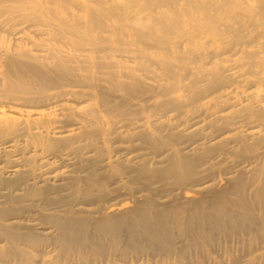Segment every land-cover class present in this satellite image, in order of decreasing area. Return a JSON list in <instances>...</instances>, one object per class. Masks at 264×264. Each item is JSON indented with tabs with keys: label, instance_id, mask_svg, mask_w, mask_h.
Listing matches in <instances>:
<instances>
[{
	"label": "bare ground",
	"instance_id": "obj_1",
	"mask_svg": "<svg viewBox=\"0 0 264 264\" xmlns=\"http://www.w3.org/2000/svg\"><path fill=\"white\" fill-rule=\"evenodd\" d=\"M21 25L38 39L47 35L48 42L28 47L26 30H17ZM0 28L8 36H21L0 41V103L48 107L72 92L91 104L78 115L82 127L95 126L53 138L55 130H65L51 126L43 114L22 120L0 116V138L5 140L0 149L21 139L53 159L72 154L79 163L74 173L82 175L52 184L45 172L21 173L16 165L5 175L8 166L0 167V187L9 191L0 195V204L11 206L0 209V264H36L42 246L55 253L50 264H240L238 245L252 243L256 249L264 239V0H0ZM123 43L131 49L118 48ZM231 68L244 77L241 86L246 90H262L243 94L233 89L234 79L225 72ZM81 69L87 71V80L103 69L101 80L109 88L82 80L76 73ZM138 73L157 86L146 84ZM76 87L85 90L68 91ZM108 91L122 95L113 97ZM144 93L149 94L146 99ZM230 97L233 101L227 102ZM128 99L147 103L144 110L153 108L143 128L154 132L129 119L133 110ZM59 106L48 108L56 112ZM214 110L223 113L215 116L210 136L198 130L185 135L174 131L177 125L170 120L149 119L173 111H186V118L200 112L205 119ZM19 124L25 128L20 130ZM120 128L126 135L117 133ZM110 135L120 143L140 139L151 147L120 162L139 148L105 152V143L97 144ZM81 137L90 142L72 147ZM211 140L213 147L205 145ZM88 153L91 157L81 161ZM148 154L164 156L165 164L152 168ZM224 162H230L231 171L220 169ZM156 178L172 181L165 201L138 196V190L129 200L109 203L111 213L104 215L107 206L102 203L111 200L106 201L102 189L105 179L117 186L126 180L150 188ZM222 183L227 187L218 191ZM17 190L22 193L14 194ZM64 190L85 204H97L84 212L100 218L77 216L58 196ZM197 195L206 197L194 199ZM27 198L39 209H57L63 215H30L33 222L24 216L27 208L13 207ZM130 201L140 202L130 215L113 213ZM37 224L50 234L31 228Z\"/></svg>",
	"mask_w": 264,
	"mask_h": 264
},
{
	"label": "rangeland",
	"instance_id": "obj_2",
	"mask_svg": "<svg viewBox=\"0 0 264 264\" xmlns=\"http://www.w3.org/2000/svg\"><path fill=\"white\" fill-rule=\"evenodd\" d=\"M20 29H24L26 31L25 34L27 36L26 38V43H28V47L30 44H34V42H48V36L47 35H43L41 38L38 39V37L36 35H34L33 31H30L29 29H25L24 25L18 26L17 30ZM16 30V31H17ZM17 32L15 33L13 36H8L5 34V31L0 28V41H7V42H12L15 41V39H20L21 36L18 35ZM107 44V43H106ZM118 48L120 49H131V47L129 45H127V43H123L118 45ZM2 53V47L0 46V54ZM4 62L1 63V65H3ZM134 64V63H133ZM132 64V65H133ZM228 64V62H225L224 65ZM68 65L70 66H75L74 63H71ZM235 67V65H233ZM77 74H79V77H82V80L86 81V82H91V83H98L99 86L98 87H104V88H109V84L102 81L101 79H105L103 78V69L100 70V72H97L98 74L94 75V77L90 78L87 80L86 76L88 75L87 71L84 70H76ZM93 71V68L91 69V71L89 73H91ZM226 73H228V75H230L231 78L234 79L235 85L232 86V88L234 89L235 87H237L241 92H243V94H246V92H250L251 90H262V87L257 86L254 87L252 89H248L246 90L245 87L246 86H241V84L243 83L244 77L240 76V73H238V71L235 68H231L230 70L225 71ZM93 73V72H92ZM139 74V73H138ZM140 78L147 82L146 84L148 85H155L157 86V83L148 80L147 77L145 75L139 74ZM99 80H98V79ZM70 90H79L81 93H83L85 89H83V87H76V88H69L68 91ZM78 91V92H79ZM77 92V93H78ZM68 94H64L61 97L54 99V102L57 101V103L49 105L48 107L50 108L51 106L53 108H55L56 106L60 105L56 110V112H53V110H49V108L46 106H40L38 108H32V107H22L19 104H15L14 103H0V116H4V117H12V118H18L20 120L22 119H33V118H41V114H43L45 117H48L50 119V121H52V125L51 126H55V127H62V130H65L63 133L58 134L59 130H55V133L50 134L51 137L53 138H61V137H65V136H72V135H77L78 133L87 131V130H93V128L95 126H90L87 127L86 129L84 127H82V124L80 122V119L78 118V115L83 111V109H85L86 107H90V101L84 102L83 98L77 97V95L73 94L72 92H67ZM108 93L112 94L113 97L114 96H121L122 94L120 92H109ZM216 95H218V93H215L214 97H216ZM149 96L148 93H144L141 97L143 99H146ZM232 96H234V94H232ZM85 99V98H84ZM126 99V98H125ZM159 100L162 99V97H158ZM224 99V98H223ZM233 97L227 98V102H232L233 101ZM209 99H206V101H208ZM147 103H140L139 101H137L136 99L134 100H129L127 101V107L131 110H133V112L130 114L129 119L132 122H136L135 126L136 127H141L142 129L151 132H154L152 129H148L146 127L143 128L144 122L146 121V117L148 115L149 112L153 111V108L149 109V110H144L143 106H146ZM54 105V106H53ZM56 105V106H55ZM48 108V109H47ZM64 109L62 111H59L58 109ZM99 110L103 111V108H99ZM183 112V113H182ZM213 112V111H212ZM215 114L213 116H209V118H202L203 116H201L199 113L200 112H196L194 113L192 116H189L186 118V111H181L180 115L178 112H169L168 115L166 117H152L149 118L150 121H158L160 123H167L169 122V120L171 122H174L177 127L174 131H177L179 133H183L185 135H190L192 132L198 130L200 133L204 134V136H210V134H212V127L210 126L212 123L215 122V120L218 117L215 116H219L221 115L223 112H218V110H214ZM103 115V113H102ZM206 115V114H205ZM104 119L108 120L109 119L107 117H105L103 115ZM202 119V120H201ZM230 121V119H229ZM67 123H70L69 126H67ZM186 123V124H193L190 128H187L185 126H183L182 124ZM195 123V124H194ZM20 130H23V128H25V126H22L21 124H19ZM114 128V126L112 127V129ZM146 128V129H145ZM117 133H120L122 135H126V129L125 128H120L117 129ZM228 136V134H227ZM186 138H189L188 136H184ZM182 138V141H185V138ZM113 138H115L113 135L107 137L102 140V142H98L97 145H101L104 144V147H102L105 152H113L117 149H124L126 148L127 151H129L132 148L138 149L136 152L133 153H129L127 155H125L126 157L121 158L119 161L120 162H124V159H132L134 158V156L137 154L138 151L141 152H148V149L151 147L150 145H148L147 143H142V140L138 139L137 141H133L132 143H120L117 142L115 140H113ZM5 139V138H4ZM3 140V138H0V143ZM115 141V142H114ZM204 142L206 140H203ZM88 142H90V140L88 138H84L81 137L76 143H74L73 145H71L72 147H77V145H83V144H87ZM11 145L5 147L6 145H3L4 148L0 149V167L3 165H7L8 168H6L4 171H2V173H6L8 174L9 171H11L13 166L19 165L20 166V171L21 173H28L31 171H37V172H42V173H46V177H48L50 180V183L52 184H60L63 183V181H61L62 178H64L65 176H72V177H78V176H82L81 174H77L74 173V171H76L75 169H79V163H78V159L74 158V156L71 155H66V154H62L60 156L59 159H53L50 158V156H46L47 153L40 155V151L37 148H29L28 146H26L25 141H22L21 139H15L13 140L11 143H9ZM213 141H209V143H205V145L207 146H211L213 147ZM64 153V151H62ZM186 152L191 153L192 151H188L186 150ZM112 154V153H111ZM110 154V155H111ZM36 157H35V156ZM92 153H88L85 154L84 158H82L81 161H84V159H86L87 157H91ZM83 157V156H82ZM150 158V162H151V167L152 168H159L162 167L165 164V160H164V156H159V157H155L153 155H149L148 156ZM118 159V157H113V159L111 158V160H115ZM158 163H155V160H158ZM28 161H34V165H32L33 167H31V164H28ZM42 165H41V163ZM81 164V163H80ZM229 164L230 162H224L221 165H219L220 169H224V171H231V168H229ZM12 166V167H11ZM34 166L36 169H34ZM81 166V165H80ZM100 173V171H98ZM5 174V175H6ZM101 174V173H100ZM227 176V175H226ZM231 177L234 176L230 175ZM200 178V175L199 177ZM111 179H105L103 181V186L102 189L103 191L106 192V201L108 199V202H104L102 203V205L107 206V209L104 210V215L107 216L111 213V208L109 207V203H121L123 200H129L131 194L135 191L138 190H142L139 191L137 193L138 196H143V195H148L149 198H152V200L154 201H165L167 196L169 194H171L172 190H171V180L169 179L167 182L161 181L159 179H153V184L150 185V188L146 187V186H142V183H137L136 182H128L126 180H124L123 183H120V185L117 186V184H111ZM155 182V183H154ZM146 183V182H145ZM143 183V184H145ZM122 184H124V186H128L127 189L123 188ZM147 184V183H146ZM221 187V188H220ZM227 185H225L224 183H222L221 185L219 184L217 186V190L221 191L224 188H226ZM114 189V190H113ZM9 191H7L6 189H4L3 187H0V195L2 194H7ZM174 192H180V189L175 190ZM173 192V193H174ZM22 193L21 190H17L14 192V194L16 195H20ZM189 195V194H188ZM51 197L56 196L54 193L50 194ZM58 196H60L61 198L64 199V203H66L68 205V207H71L72 210L76 211V215L77 216H84L87 217L89 219L92 218H100V216L98 215H92V214H87L84 211L86 210H92L93 208L97 207V204H85L84 201L81 199V197H71L70 193L68 192V190H64V191H60ZM65 198H64V197ZM67 197V198H66ZM188 198H194V197H190L187 196ZM205 198L206 195H197L196 198ZM148 198V199H149ZM1 197H0V201H1ZM65 199H68V201L65 202ZM37 203V202H36ZM140 202H129V203H125L124 205H122V207L117 206L118 209H115L113 213H126L127 215H130L135 209V207L137 206V204ZM63 202L61 203V209H63L64 207L62 206ZM10 204H0V209H11V206H8ZM60 206V205H59ZM101 206V205H100ZM167 206V205H164ZM13 207L15 208H20V207H25L28 209V211H26L24 216H48L50 214H56L57 215H63L61 214L57 209H52V210H42L39 209V207L34 206V202L32 201L31 198H27L24 199L18 203H16L15 205H13ZM114 208V207H112ZM109 209V210H108ZM121 209V210H120ZM119 210V211H116ZM25 218H29L30 220L33 221V217H25ZM129 220H131V218H129ZM34 222V221H33ZM30 224H34V223H30ZM36 228L37 231H40L41 233H43L44 235H49L51 230L49 229H44L43 230V225H32V229ZM35 230V229H34ZM248 241V240H247ZM250 242V241H249ZM1 244V243H0ZM250 244V245H249ZM246 243L243 242L241 245H238V247L235 249V251L237 252V256L240 257V264H248V262H250L251 260H255V264H264V239H260L259 241H257V247L256 249H253V247L255 246L252 243ZM252 244V245H251ZM42 249H40V253L42 254L41 256L36 257V264H50L49 260L50 258L55 254L54 252L51 251V249L49 248H43V246L41 247ZM219 250V249H218ZM217 249H215L214 252H218ZM239 251V252H238ZM42 257V258H41ZM140 261H142L140 259ZM145 261V258L143 259V262ZM39 262V263H38ZM4 264V263H3ZM6 264V263H5ZM58 264H80L77 261H73L71 263H58ZM83 264V263H82ZM86 264H100V263H96L93 262L92 260L88 261ZM102 264V263H101ZM103 264H106L103 262Z\"/></svg>",
	"mask_w": 264,
	"mask_h": 264
}]
</instances>
